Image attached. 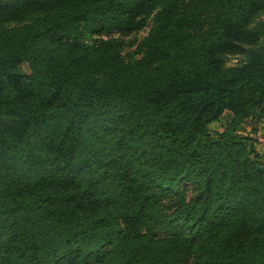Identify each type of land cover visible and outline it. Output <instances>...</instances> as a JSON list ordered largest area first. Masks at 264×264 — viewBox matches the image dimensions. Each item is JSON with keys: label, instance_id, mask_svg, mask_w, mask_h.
Listing matches in <instances>:
<instances>
[{"label": "trees", "instance_id": "16d2710c", "mask_svg": "<svg viewBox=\"0 0 264 264\" xmlns=\"http://www.w3.org/2000/svg\"><path fill=\"white\" fill-rule=\"evenodd\" d=\"M263 12L0 0V264H264Z\"/></svg>", "mask_w": 264, "mask_h": 264}, {"label": "rangeland", "instance_id": "374dc122", "mask_svg": "<svg viewBox=\"0 0 264 264\" xmlns=\"http://www.w3.org/2000/svg\"><path fill=\"white\" fill-rule=\"evenodd\" d=\"M258 18L260 20H264V12L261 13ZM151 22L144 25L139 30H134L129 33L123 34L122 39L124 40L125 47L123 49L124 52H127L129 55L134 58L138 57L140 53L137 51L138 43L147 35ZM113 36H118V33H113ZM240 60L239 56H229L226 58V65L230 66L233 64H237ZM21 71L28 72L26 65L21 66ZM231 114L229 111H225L221 118L209 125V129L212 132L224 129V126L229 121ZM253 123L245 122L241 125L239 129V133L242 135H247L253 137L255 141V146L261 152H264V119L257 121L254 123L255 129H253Z\"/></svg>", "mask_w": 264, "mask_h": 264}]
</instances>
